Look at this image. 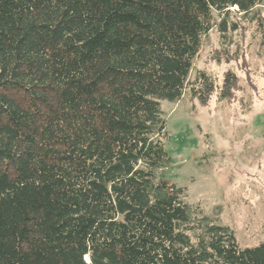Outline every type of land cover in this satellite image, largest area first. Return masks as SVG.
<instances>
[{
  "label": "trees",
  "instance_id": "1",
  "mask_svg": "<svg viewBox=\"0 0 264 264\" xmlns=\"http://www.w3.org/2000/svg\"><path fill=\"white\" fill-rule=\"evenodd\" d=\"M264 0H0V264H264L164 177L160 102L230 100L194 68Z\"/></svg>",
  "mask_w": 264,
  "mask_h": 264
},
{
  "label": "rangeland",
  "instance_id": "2",
  "mask_svg": "<svg viewBox=\"0 0 264 264\" xmlns=\"http://www.w3.org/2000/svg\"><path fill=\"white\" fill-rule=\"evenodd\" d=\"M264 17V5L260 8ZM243 37L228 33L238 60L216 62L219 35L205 38L189 74L204 70L221 83L225 72L237 77L230 100L213 95L205 106L186 96L160 102L169 133L170 157L164 177L185 187L187 201L199 202L215 223L233 231L238 244L264 241V46L252 22H242Z\"/></svg>",
  "mask_w": 264,
  "mask_h": 264
}]
</instances>
